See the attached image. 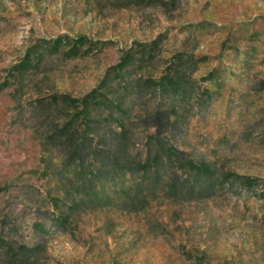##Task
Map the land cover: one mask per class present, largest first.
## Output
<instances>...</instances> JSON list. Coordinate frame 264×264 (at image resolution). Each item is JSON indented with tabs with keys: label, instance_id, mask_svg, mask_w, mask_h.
Segmentation results:
<instances>
[{
	"label": "rangeland",
	"instance_id": "374dc122",
	"mask_svg": "<svg viewBox=\"0 0 264 264\" xmlns=\"http://www.w3.org/2000/svg\"><path fill=\"white\" fill-rule=\"evenodd\" d=\"M79 37L88 54L65 55ZM166 74L179 92L155 86ZM92 91L109 108L84 122L108 158L102 177L71 172L50 139L81 110L51 97ZM156 112L169 116L158 134ZM119 122L135 171L170 149L167 171L209 168L213 195L182 200L160 184L125 196L105 135ZM0 264H264V0H0Z\"/></svg>",
	"mask_w": 264,
	"mask_h": 264
},
{
	"label": "trees",
	"instance_id": "16d2710c",
	"mask_svg": "<svg viewBox=\"0 0 264 264\" xmlns=\"http://www.w3.org/2000/svg\"><path fill=\"white\" fill-rule=\"evenodd\" d=\"M85 37H79L75 39L73 45L69 50H66L67 56H75L79 54H88L90 48L83 50L85 45ZM48 43V42H47ZM46 43V44H47ZM155 43V42H154ZM47 49L50 50L51 53H59L64 49V41L63 38H58L53 42L47 44ZM43 47V46H42ZM93 47V46H92ZM45 48V47H43ZM31 57L27 56L26 59L19 64L18 67L22 68V71H25L30 67ZM128 61V57L124 56L122 62L117 67H122ZM147 80H145L146 82ZM152 83H155L152 81ZM182 79L179 75H174L171 77L170 75H164L156 80V85L162 91L171 92L178 91L182 89ZM99 94L97 91H92L87 94L84 98L71 99L66 96H52L50 99L51 104H55L60 106V104L69 103L71 108L77 109L81 108L79 112L72 116L60 129L59 135L51 136V140L55 141V138L59 141L61 148L63 151H66V159L64 161V165L71 169V172L76 174H81L85 172V170L94 173V176L102 177L101 175L109 173L106 168H108V158L97 148H91L90 143L86 145V136L89 137L91 130H87L84 122L89 120L91 117L92 110L99 109L105 113L104 109H109L106 107V104L99 100ZM112 107V104L109 103ZM114 108L119 111V113L124 112L122 108L121 102L114 106ZM112 110V109H110ZM76 115L82 117L81 121H76ZM112 116V112L107 115L108 118ZM165 116V117H164ZM106 118V119H108ZM163 118L169 121V116L166 113L156 112L154 114L155 123L153 127H157V134L159 133L160 126ZM116 129H111L106 132L107 142H110L111 147L113 148L116 155L121 156V160L123 164L120 166V171L123 172V175L128 176L127 185L123 188V193L125 196H129L135 187H143V185L149 187L150 189L158 188L160 184H164L167 188V192L174 197H179L182 200H190V199H202V198H210L215 191L216 185L213 181V173L209 168H201L200 166H195L192 163H189V167L191 170V175L185 176L184 179H176L174 174L167 171V165H170L173 160H175V155L173 151L170 149L162 150L158 154L149 155L146 160L138 165V171H135L133 166V162L130 157L124 156L122 147L128 141L127 130L122 122H119V125L116 126ZM97 135L94 134V136ZM155 141L158 138L157 135L152 137ZM87 151V153H86ZM84 153H86L84 155ZM87 159V160H86ZM177 159V158H176ZM86 160L87 165L84 166V161ZM118 169V170H119ZM117 169L112 170V176H118ZM136 175H139V178L136 179ZM203 176L207 177V180H203ZM233 183L236 186L243 188H252L253 180L249 177L244 176H232ZM94 198L92 200H96L97 193L92 194ZM91 200V201H92Z\"/></svg>",
	"mask_w": 264,
	"mask_h": 264
}]
</instances>
